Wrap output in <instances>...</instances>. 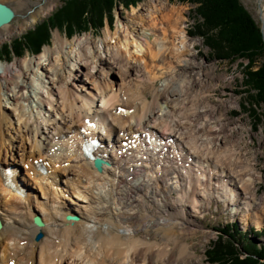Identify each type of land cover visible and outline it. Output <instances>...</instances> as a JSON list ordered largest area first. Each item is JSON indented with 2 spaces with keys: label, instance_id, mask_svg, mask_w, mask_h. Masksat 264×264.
Here are the masks:
<instances>
[{
  "label": "bare ground",
  "instance_id": "bare-ground-1",
  "mask_svg": "<svg viewBox=\"0 0 264 264\" xmlns=\"http://www.w3.org/2000/svg\"><path fill=\"white\" fill-rule=\"evenodd\" d=\"M17 1L25 6L31 0ZM52 3L13 9L12 21L0 27V44L34 24ZM163 3L150 0L139 14L119 21L113 35L106 30L99 40L88 35L67 40L55 33L53 45L39 55L12 64L0 61V264H206L188 242L204 228L197 215L205 204L220 201L237 209L239 217L251 214L258 225L264 218L257 156L252 164L247 150L242 152L241 144L247 147L248 141L228 135L244 130L239 120L224 119L235 102L223 100L222 110L208 99L211 80H217L214 68L201 77L203 65L195 60L181 11L169 22ZM137 18L142 19L128 26ZM261 20L264 32L262 11ZM146 21L150 32L143 30ZM150 35L157 38L147 52ZM156 60L177 74L148 101L142 93L132 94L128 83L140 78L141 88L151 81ZM186 80L192 82L185 86ZM121 91L136 106L130 110L127 98L117 114ZM169 94L177 108L167 104ZM139 131H155L158 139L129 143L120 153L125 137ZM165 135L173 141L171 148L184 154L185 175L181 169L183 175H170L161 162ZM90 137L101 141L92 155L107 161L100 172L81 151ZM37 161L44 172L37 170ZM6 167L17 170L8 182ZM35 216L42 227L33 224Z\"/></svg>",
  "mask_w": 264,
  "mask_h": 264
},
{
  "label": "rangeland",
  "instance_id": "rangeland-1",
  "mask_svg": "<svg viewBox=\"0 0 264 264\" xmlns=\"http://www.w3.org/2000/svg\"><path fill=\"white\" fill-rule=\"evenodd\" d=\"M1 2L8 4L17 12H20L22 9L26 10L33 9L34 6L32 3H38L42 0H31L26 3V5H22L21 2L17 0H0ZM16 1V2H15ZM150 0H139L134 5H129L125 7L124 5L118 3L113 10L111 11L112 16V22L110 25H107V20L105 19V25L103 28L99 31H87L82 33L73 34L69 37L65 35L64 29H57L54 28L51 31V38L48 45L43 46V48L40 50L37 54H32L28 51H25L22 56L16 57L12 56L10 60L5 61L3 57H1L0 54V61L3 64H12L15 61H20L28 58H32L34 56L39 55L44 47L46 46H52L53 45V39L55 33H58L59 36L63 39H73L76 37L81 36H92L94 39L99 40L100 37H103L104 32L106 30H109V33L111 35L114 34V31L117 30V28H121V23H125L124 21L126 19H130L133 14V12H136V14H139L138 11L140 10V6L147 4ZM166 2L167 6L163 3ZM241 5L247 10V12L251 15L254 22L259 26H261V11L264 14V4L262 6H259L258 8V0H239ZM31 2V4H30ZM64 0H53L52 8L48 10V12L37 19L34 24L28 26L25 30H23L19 34H15L13 37H11L8 40H5L3 43L0 44V50L2 46L5 44H11L13 40L22 37L25 35L28 31L33 30L37 25L42 23L44 20L48 19L58 8H60L63 4ZM164 4V11L163 13H168L170 18L169 22L173 21V17H175V13L178 11H181L184 20H182V24L185 27L184 33L186 34L187 38L190 41H193L195 43L194 47L195 50L193 51L196 54V62L202 63L203 67H199V71H201V77H206V70L209 67L214 68V76H216L217 80H211L212 89L209 90L208 93V99L212 102V104H219L222 103L223 100L226 99H233L235 104L229 108L227 115L224 117L226 123H231L232 121L239 120L243 126L244 130L242 131H236L235 133H228V135L231 134V138H238V137H244L246 141H248L249 145L247 147L242 146V152L247 150L246 153H244L248 160L251 162L254 154L257 156V162L255 164V168L262 173V180L256 184L257 187V197L264 196V105L263 104H257L250 98L249 93V87L246 85V76L245 73V67L248 64V60H242V59H225V58H216L214 57L213 52L205 45L203 38L200 36L194 34L195 32V26L196 24L202 22V19L196 14L195 8L197 7V4L194 2H191V0L188 1H182V0H159V3ZM160 7V5H159ZM137 11H134L136 10ZM159 15V14H158ZM20 19V18H19ZM18 19V20H19ZM142 18L134 19L133 21H130L128 26H131L135 24L136 22H139ZM20 21V20H19ZM121 21V23L119 22ZM165 21V19H164ZM147 21L144 23L143 30L145 32H150L148 30V23ZM165 26V25H164ZM145 28V29H144ZM152 31V33H155L158 37L160 35V31L157 28ZM165 29H167V36L169 35V41L173 40L172 36L173 33L170 30V25L168 23L167 26H165ZM264 35V32H263ZM157 38L156 36L150 35L149 39L146 41V51L147 50H154V39ZM113 42V40H112ZM131 50L134 51L133 44L130 45ZM148 52V51H147ZM149 58V57H148ZM255 66L253 70H256L259 66L261 60L260 57L256 58L255 60ZM151 63V62H150ZM156 64V65H155ZM157 60L152 62V80L151 81H145L144 84H142L141 88L139 89L140 94L142 93L144 97L150 101L153 96V91L159 90L160 85L162 82L168 83L169 81L173 80L174 76H176L177 71L175 72H168L164 69L168 67L167 64H160V66L157 65ZM158 66V67H157ZM161 67H164L162 69ZM165 72L164 74L159 75V73ZM197 72V70H196ZM228 75V77H233V80L230 82L228 81H222L218 79L219 75ZM192 77V76H191ZM190 77V78H191ZM110 79L113 82L118 81L119 78L115 76H110ZM147 79V78H146ZM189 81L192 82V80H186V84H189ZM132 93V92H131ZM134 94V93H132ZM189 94L192 96L194 95V91L189 89ZM135 95H137L135 93ZM207 95V94H206ZM176 97L172 96V94H169V100L167 104L170 107H178V104L176 103ZM222 106V105H220ZM183 107L180 106V110L178 113H182ZM222 110H225L224 107H221ZM176 117H178V114H175ZM251 141V142H249ZM21 155V154H20ZM252 163V162H251ZM254 164V163H252ZM29 184H31L29 182ZM260 210V207H258L257 211ZM256 211V210H255ZM235 212H239L235 208H229V206L223 204L222 202H211L210 204H205L203 208L201 209L200 215H197V220L201 226L204 228L199 230L198 233L191 237L189 239V243L191 247L193 248L194 252L198 256H202L203 260L206 264H215L210 263L207 260L206 254L210 251V246L212 244H216L217 242H220V244L223 245H229L232 244L235 247L236 251H242L244 249V245L246 244H255V245H262L264 244V218L260 220V224L258 225L255 220L252 219L251 214H248L243 217H239L235 214ZM222 233H227L231 235V238L224 236ZM229 242V243H228ZM195 261V258H192Z\"/></svg>",
  "mask_w": 264,
  "mask_h": 264
},
{
  "label": "trees",
  "instance_id": "trees-1",
  "mask_svg": "<svg viewBox=\"0 0 264 264\" xmlns=\"http://www.w3.org/2000/svg\"><path fill=\"white\" fill-rule=\"evenodd\" d=\"M139 0H64L48 19L33 30L5 44L0 50L5 61L12 56H22L25 51L40 52L48 45L54 28L64 29L67 37L87 32L99 31L111 24V11L118 4L125 7ZM188 1V0H182ZM197 4L196 14L202 22L196 24L194 34L203 38L205 45L216 58L248 60L245 67L246 85L250 88V98L264 105V41L259 26L241 5L239 0H191ZM264 4V0H263ZM260 64L256 70V58ZM231 238L230 234L222 233ZM229 243V242H228ZM242 251L229 245L212 244L206 254L207 260L215 264H264V244H246Z\"/></svg>",
  "mask_w": 264,
  "mask_h": 264
},
{
  "label": "water",
  "instance_id": "water-1",
  "mask_svg": "<svg viewBox=\"0 0 264 264\" xmlns=\"http://www.w3.org/2000/svg\"><path fill=\"white\" fill-rule=\"evenodd\" d=\"M261 1H262V4H263V0H261ZM258 8H259V5H258ZM14 16H15V14H14V10L12 9V7L7 5V4H5V3L0 2V27L10 23L12 21V19L14 18ZM260 32H261V35H262V39L264 41L263 25L262 24L260 26ZM104 163L105 162L103 160H101V159H98V158L93 159V166L99 172L102 170L101 166ZM68 219L75 220L76 217H68ZM33 223L37 227H42L43 226V223L38 218H34L33 219ZM0 227H1V223H0ZM40 237H41V233H38L36 235V239H39Z\"/></svg>",
  "mask_w": 264,
  "mask_h": 264
}]
</instances>
